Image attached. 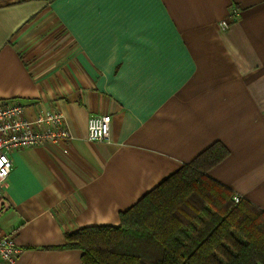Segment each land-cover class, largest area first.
<instances>
[{
	"label": "crops",
	"instance_id": "obj_1",
	"mask_svg": "<svg viewBox=\"0 0 264 264\" xmlns=\"http://www.w3.org/2000/svg\"><path fill=\"white\" fill-rule=\"evenodd\" d=\"M10 99L71 132L11 154L0 234L17 264H83L67 232L119 226L218 141L229 154L211 177L264 211V0H0ZM95 114L111 116L107 141L88 139Z\"/></svg>",
	"mask_w": 264,
	"mask_h": 264
},
{
	"label": "trees",
	"instance_id": "obj_2",
	"mask_svg": "<svg viewBox=\"0 0 264 264\" xmlns=\"http://www.w3.org/2000/svg\"><path fill=\"white\" fill-rule=\"evenodd\" d=\"M228 154L215 142L123 212L119 226L67 232L69 243L83 264H264V211L236 202L210 175Z\"/></svg>",
	"mask_w": 264,
	"mask_h": 264
},
{
	"label": "built area",
	"instance_id": "obj_3",
	"mask_svg": "<svg viewBox=\"0 0 264 264\" xmlns=\"http://www.w3.org/2000/svg\"><path fill=\"white\" fill-rule=\"evenodd\" d=\"M233 15L239 11L233 9ZM230 21L222 20L220 26L228 28ZM110 115H91L88 121V139L93 142L107 141L110 138ZM71 138L64 115L58 111H47L29 118L26 107L15 99L0 102V185L10 175L13 167L12 152L48 142L63 143ZM234 200H240L239 195ZM21 248L13 237L0 234V264H17Z\"/></svg>",
	"mask_w": 264,
	"mask_h": 264
}]
</instances>
